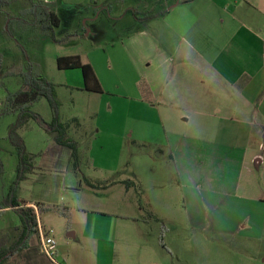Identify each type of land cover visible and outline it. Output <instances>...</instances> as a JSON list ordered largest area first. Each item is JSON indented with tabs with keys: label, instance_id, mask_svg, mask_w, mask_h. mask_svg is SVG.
<instances>
[{
	"label": "crops",
	"instance_id": "0c3cea01",
	"mask_svg": "<svg viewBox=\"0 0 264 264\" xmlns=\"http://www.w3.org/2000/svg\"><path fill=\"white\" fill-rule=\"evenodd\" d=\"M6 1L8 5L4 7L13 2ZM23 1L26 6L24 8L29 7L32 2H43L51 8L60 21L59 27L55 29L57 39L63 34L76 32L77 36L68 45L81 38L96 42L107 33L112 37L111 43L117 46L111 47L119 49L113 54L114 66L119 76L113 74L115 69L109 57L105 62L101 59L92 61L87 55L83 57L77 53L55 57L56 67L58 57L71 56H77L82 63L90 65L101 93L84 89L80 70L82 80L79 83L73 75L70 83L57 86L66 89L75 108L79 101L84 102L85 114L89 118H95L97 124L102 110L107 120L115 114L114 100L103 98L109 92L107 84L113 82L115 88L127 89V70H132L134 93L131 96L122 95V98H131L137 102L140 110L138 113L145 110L155 118V122L146 129L144 126L139 128L129 124L108 126L106 123L104 126L106 129L111 127L117 130L113 134L117 142L119 128L123 131L130 128L135 142L140 145L150 144L157 155L168 159L177 176L178 190H184L182 201L188 210V222L197 228H203V221L206 220L207 225L218 234L262 242L264 171L260 183L253 174V168L263 166L264 169V154L259 153V135L264 134L262 24L255 31L245 23L246 18L242 13H223L222 22L225 23L226 17L228 28L225 29L227 35L220 45V42L214 41V26L219 22L218 13L214 7L202 13L203 10H199L196 2H193L195 0L186 1L190 4L184 6L189 8L188 14L181 12L183 4L180 5V1H163L165 8L157 15L150 12L154 6L141 5L145 2L143 0ZM4 7H0L2 78L9 76L7 74L12 72V68L16 69V74L22 65L21 61L16 62V55H13V61L11 48L3 43L5 40L12 42L3 34L5 16L16 15L22 9L13 14ZM209 17L212 25L209 28L207 23V31L209 33L212 28L213 35L211 42L204 46L198 42L200 33L204 31L199 26L200 21L204 20L205 23ZM175 37L179 38L177 44L172 42ZM41 38L38 35H35V39L27 37V34L20 35L18 42L29 39L31 43L32 40L36 43ZM14 44V49L19 51L18 43ZM54 45L63 47L56 43ZM30 59L42 66L37 55ZM4 64H7L6 70H2ZM58 70L65 72L78 69ZM16 78L20 76L17 75ZM21 88L23 86L19 85L17 91ZM7 94L13 95L11 92ZM6 98L7 95H0V111L5 107ZM17 108L12 107L10 112L1 117L16 116L19 113ZM130 114L134 115L136 111L131 110ZM69 116L72 121L76 120L81 125V113L72 112ZM41 122L43 123L42 120ZM60 123L66 124L62 119ZM138 129L141 131L137 132ZM99 130L100 128L97 132ZM67 135L70 138L68 131ZM49 136L43 146L38 145L34 149L26 145L32 170L20 183L19 195L13 199L7 196L4 198L7 204L0 206V215L8 214L10 217L4 223V228L0 229V253L4 255L13 252L3 264L15 259H19L21 264H53L40 250L38 232L30 233L27 218H21L17 213L18 208L31 209L35 220H39L45 230L47 229L42 223V216L45 215L65 219L70 225L66 230L72 232L67 237L78 239L79 242H61L57 247V264H119V256L126 255V252L119 251L120 243H126L127 246L136 244L137 264H168L166 256L162 254L166 253L164 249L160 250V254L156 250L160 249L157 241L161 232L159 227L169 220L165 214L166 203L160 209L156 205L150 206L151 215L147 218L137 215L119 216L118 208L112 209V213L101 211L105 206L100 204L99 194H95L99 189L90 188L81 178H76L71 168V151ZM124 138L121 136L122 146L126 140ZM73 141L79 147L78 142ZM262 149L264 152V147ZM80 153L79 148L81 160ZM243 173H246V177L241 186ZM89 181L94 183L93 180ZM107 184H99L100 188L105 189L103 192L124 182L113 181L109 187ZM240 190L244 191L246 197L238 196ZM18 200L23 201L24 205L17 206ZM240 200L245 202L240 204ZM12 203L16 206L11 207ZM38 204L42 205V211L38 209ZM53 206L59 208L60 214L46 209ZM153 222L159 225L151 224ZM90 247H94V255H99L97 261L90 253ZM59 249L64 251L62 255Z\"/></svg>",
	"mask_w": 264,
	"mask_h": 264
},
{
	"label": "rangeland",
	"instance_id": "374dc122",
	"mask_svg": "<svg viewBox=\"0 0 264 264\" xmlns=\"http://www.w3.org/2000/svg\"><path fill=\"white\" fill-rule=\"evenodd\" d=\"M143 1L145 2L141 5L149 4L150 7L154 6L152 8L153 10H150L151 14L155 13L154 15H157L162 11L161 9L165 8L164 2H166V0H160L159 2L156 0ZM176 1H180V5L183 4L181 5V12L188 14L189 8L184 6L190 5L186 1L191 0H173V3H176ZM193 2H196L199 10H203L202 13L208 9H213V7L216 13H218L219 22L217 24L218 26H214V35L216 36L214 41L220 42V45L222 44L223 37L227 35L225 29L228 28L226 17L225 23L223 24L222 22L223 13H235V11L237 15L242 13L246 18L245 23L251 26L255 31L258 30L257 28L260 27V24H262V28H264V0H195ZM24 7L26 6L23 0H19L18 2L13 0L11 5L4 7V9L15 14L16 11ZM209 15L211 16V14ZM204 16L206 17L207 14ZM200 23L201 25L199 28H202L204 31L200 33L198 42L206 46L207 43L211 42V36L213 35L211 32L212 28L209 33L207 31V23H209V28L210 25H212L211 18H207L205 23L204 20L200 21ZM35 35H37L35 29L27 31V37L30 38L31 36V38L35 39ZM19 36L20 35H15L16 42L18 46L26 49L30 61H27L22 56L21 52H19L20 50L16 51V49H14L15 44L13 41L5 40L3 43L11 48L12 56H17L16 62L21 61L23 66L21 65L20 69L24 70L28 67H32L34 71L37 70L41 75L44 74L42 77L55 86L57 98L58 101H60L58 114L56 115H58L59 121L62 119L64 123H66L65 126L70 134V139L78 142V149L80 148L81 152L79 173L72 169L76 178H81L80 180H83V182L84 178L93 180L95 184L99 183L101 186L111 182V184H107L108 187L112 185L113 181L124 182V184H120L119 186L110 187L111 189L108 188V192H103L102 190L105 189H102V187L97 190L98 193L95 194H99V197H101V199H99L100 204L105 206V208H101V211L112 213V209L118 208L117 213L119 216L132 217L133 215H137L147 218L151 215V211L149 210L150 206L156 205V207L160 209L163 204L166 203L167 209L165 214L169 220L164 221L163 225L159 227L161 232L157 241L158 248L160 249L156 248V250L159 253L161 252L160 250L164 249L166 253L162 254L166 256L168 264H264V240L262 242H252L218 234L212 230L211 226L207 225L206 220L203 221L205 224L203 228H197L191 225L188 222L187 207L182 201L184 190H182V192L180 191L181 189L178 190L176 185L177 176L168 159L166 157L161 158L160 155H157L158 153L150 144L144 143L140 145L135 142L132 139L130 128H127L126 131L119 128V142L113 138V134H115L117 130L111 127L105 128L104 124L108 123V126L114 124L119 126L122 124H129L139 128L144 126L146 129L155 122V118L149 115L145 110L140 114L138 113L140 110L136 104L137 102L134 100L132 101L131 98H122V95L131 96L133 95L132 93H134V76L131 69L128 68L127 70L126 76L129 80L127 89L115 88L113 82L107 84L106 88L109 92L103 98L105 100H114L116 103V105H114L115 114L107 120L102 110L97 124L94 120L95 118H89L87 113L85 114L86 108H83V105H85L84 102L79 101L75 108L71 99H69V93L66 89L57 86L58 84L65 85L70 83L73 75L76 76V81H78V83L82 80V77L79 70L59 71L55 63L56 55L61 56L77 53L82 56L87 55L92 61L101 59L104 62L107 61L109 57L113 63V69H115L114 65L116 64H114L115 59L113 54L119 49L118 47H111L112 45H117L111 43L112 37L108 33L99 38L96 42L81 38L72 45L59 44L63 45V47L54 45V42L47 36H42L36 43L35 40H32L31 43L29 39H23L22 43L18 42ZM63 36L64 34L62 37ZM217 37L219 38L217 39ZM70 42L72 43L73 40ZM172 42L173 44L179 43V38H173ZM7 51H9V49H7ZM32 55L38 56L42 66L35 64L30 59V57H33ZM12 58L14 61V56ZM7 68V64H4L2 70H6ZM15 71L16 69L12 68V72L9 76L4 78L0 77V95L9 96V94H7L9 92L14 94L19 85H23V80H20L21 77L16 78L17 74H15ZM113 74L119 76L116 69L113 71ZM113 77L115 79V75H113ZM73 81H75V77ZM109 95L114 96L111 97ZM131 110L136 111V114H130ZM29 111L30 113L36 114L45 124H49L55 116V112L45 98H40L38 101L32 103ZM72 112H79L83 116L80 126L79 122L77 123L71 120L69 115ZM17 117L18 114H16V116L6 115L5 117H0V165L2 166V171L0 173L1 207L7 204L4 198L8 195L11 197H13L12 195H19L20 192V185L18 188H15L20 157L19 149L12 143L11 139L13 135L11 136L10 134L12 127L18 122ZM105 120L107 121L105 122ZM42 125L41 121L30 118L23 125L16 127L15 136L18 144L22 142L21 144H23L25 150L27 149L26 145L34 149L38 145H45L46 140H48L50 136L46 130L42 129ZM98 128H100V130L97 132ZM140 131V129L137 130V132ZM121 136L126 139L123 146ZM259 137V144L261 145L259 153L263 155L264 152L262 147H264V134L259 135ZM263 171V166L257 169L253 168V174L259 183ZM89 177L92 179H89ZM245 177L246 173H243L240 180L241 186L244 183ZM15 190L17 194L13 192ZM164 193L166 197H164ZM238 196L243 198L246 197L243 190L239 191ZM262 197H264V191H262ZM164 198L165 202H163ZM95 201L97 200L95 199ZM244 202L245 201L240 200V204ZM138 208L141 210H138ZM9 219L10 217L8 214L0 215V229L4 228V223L9 221ZM103 219H105V217H103ZM42 223L45 225L46 229L51 232V236L55 239L58 248L61 242H79L78 239L67 237L68 233L72 231L66 230L70 225L65 219L58 218L54 215H45L42 216ZM74 223H76V218H74ZM151 224L158 223L153 222ZM107 227H109V225ZM55 228L58 231L55 230ZM1 238L0 236V240ZM134 245L136 244L131 243L129 246H127L126 243L119 244V251L121 253L126 252V255L123 257L119 256L121 258L119 259V264H137V248H135ZM90 249V253L97 261L99 255H94L96 254L94 247H90ZM59 252L60 254L64 253L62 249H59ZM166 254H168V256ZM8 264L21 263L19 259H15Z\"/></svg>",
	"mask_w": 264,
	"mask_h": 264
},
{
	"label": "trees",
	"instance_id": "16d2710c",
	"mask_svg": "<svg viewBox=\"0 0 264 264\" xmlns=\"http://www.w3.org/2000/svg\"><path fill=\"white\" fill-rule=\"evenodd\" d=\"M7 5L8 2L6 0H0L1 8ZM133 15L134 17H137L136 13H133ZM59 25V18L48 5L44 4L43 2H32L29 7L20 10L16 15L7 14L5 16L3 34L6 39L16 42L15 35H24L27 34V31L35 29L37 35L43 37L47 36L52 40V42L56 44H67L77 36V33L74 32L66 34L63 37L57 39L55 29L58 28ZM18 50H20L22 56L27 61H30L27 56L26 50L23 47L18 46ZM56 62L57 68L60 70H80L84 80V89L93 93H101V88L96 80L91 66L82 63L79 57H58ZM32 70V67H28L24 70L21 69L17 71L16 74L23 80V88H21L15 94L7 96L5 107L0 111V117L10 112L12 107H18L17 109L19 111L17 117L18 122L15 126L12 127L10 133L11 136L13 135L11 141L18 147L20 155L15 188L19 187L20 183L25 179L26 174L32 170L31 157L27 154L26 150L23 147V144H21L22 142L18 144L17 138L15 136V130L16 127L23 125L30 118L39 121V117L34 113H30L29 109L30 105L40 98H45L50 107L55 112V116L53 117L52 122H50L49 124L42 123V126L44 127L46 132L51 135V137L57 144L67 147L71 151V168L75 172L79 173V155L77 143L68 137L66 126L60 123L57 117L58 115H56L58 114L60 103L57 98L55 86L52 83L47 82L46 79L43 78L41 73H39L37 70ZM1 171L2 166L0 165V173ZM84 182L90 188H100L99 184L91 183L86 178H84ZM13 192L15 194L17 191L15 190ZM12 196L13 197L10 196L9 198L13 199L14 197H17V195ZM16 205L20 206L24 205V203L23 201L18 200L16 202ZM16 205L15 203H12L11 207H14ZM37 207L40 211H42L43 208L41 204H38ZM46 209L60 214V210L56 206L47 207ZM17 213L21 216V218L23 216L25 219L27 218L26 223L30 233L37 231V221L35 220V214L31 209L18 208ZM12 253L13 252H9L4 255L3 253H0V264H3Z\"/></svg>",
	"mask_w": 264,
	"mask_h": 264
},
{
	"label": "built area",
	"instance_id": "2783aa9c",
	"mask_svg": "<svg viewBox=\"0 0 264 264\" xmlns=\"http://www.w3.org/2000/svg\"><path fill=\"white\" fill-rule=\"evenodd\" d=\"M37 232L39 234L40 239V250L42 254L45 256V258L53 263L57 264L56 258H57V244L55 239L51 236V232L48 230H45L40 221L37 220Z\"/></svg>",
	"mask_w": 264,
	"mask_h": 264
}]
</instances>
